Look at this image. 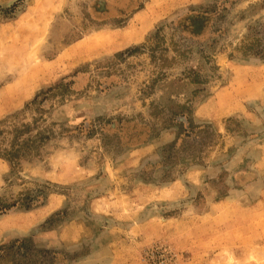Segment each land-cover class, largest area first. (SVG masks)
Returning <instances> with one entry per match:
<instances>
[{"label":"rangeland","instance_id":"374dc122","mask_svg":"<svg viewBox=\"0 0 264 264\" xmlns=\"http://www.w3.org/2000/svg\"><path fill=\"white\" fill-rule=\"evenodd\" d=\"M263 47L264 0H0V121L50 134L0 264H264Z\"/></svg>","mask_w":264,"mask_h":264},{"label":"trees","instance_id":"16d2710c","mask_svg":"<svg viewBox=\"0 0 264 264\" xmlns=\"http://www.w3.org/2000/svg\"><path fill=\"white\" fill-rule=\"evenodd\" d=\"M261 51L264 52V47ZM40 94L35 96L33 102H37ZM5 121H0V157L7 160L12 169H16L21 166L22 160L31 156L34 149L42 146L50 138V134L44 128L45 124L44 126L41 124V121H44L42 116L35 118L33 122L17 123L15 120H10V127L4 124ZM22 195L13 202H0V214L13 208L29 210L43 203L47 198L44 189H39L35 193H22Z\"/></svg>","mask_w":264,"mask_h":264}]
</instances>
